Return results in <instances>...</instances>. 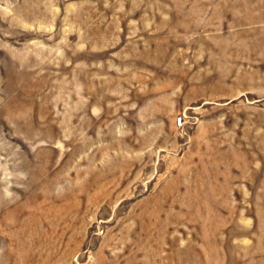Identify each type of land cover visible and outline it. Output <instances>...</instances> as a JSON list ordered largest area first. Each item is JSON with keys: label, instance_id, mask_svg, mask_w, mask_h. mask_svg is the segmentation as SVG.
<instances>
[{"label": "rangeland", "instance_id": "rangeland-1", "mask_svg": "<svg viewBox=\"0 0 264 264\" xmlns=\"http://www.w3.org/2000/svg\"><path fill=\"white\" fill-rule=\"evenodd\" d=\"M0 264H264V0H0Z\"/></svg>", "mask_w": 264, "mask_h": 264}]
</instances>
